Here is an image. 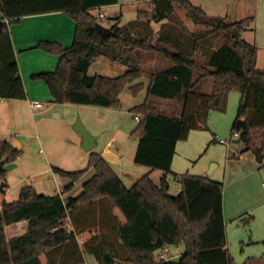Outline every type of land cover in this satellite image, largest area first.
Here are the masks:
<instances>
[{
	"label": "trees",
	"instance_id": "1",
	"mask_svg": "<svg viewBox=\"0 0 264 264\" xmlns=\"http://www.w3.org/2000/svg\"><path fill=\"white\" fill-rule=\"evenodd\" d=\"M137 1L150 3L149 11L138 12L133 25L142 37L115 26L104 38L95 31L98 20L89 10L117 0H0V100L26 99L9 26L24 17L64 13L75 25L71 46L39 42L36 49L56 56L58 62L53 72L32 75L44 82L55 104L120 109V95L130 86L133 97L145 91L147 97L181 105L179 115L171 117L160 115L146 102L130 110L138 118L130 133L137 141L133 162L149 169L130 188L94 151L89 152L84 170L51 168L71 182L60 193L42 195L27 186L17 201L7 202V185L0 186V264H87V256L96 264H234L225 243L223 185L186 173L178 179L180 192L171 197L167 178L177 144L192 131L207 130L209 113L224 112L233 90L240 100L231 134L238 135L242 153H250L259 169L264 168V70L257 69V47L243 39L255 18L232 23L220 19L209 29L192 32L186 46L181 39L171 42L164 32L154 39L150 24L171 18L176 4L184 5L197 25L202 22L195 19L203 16L200 9L188 0ZM148 53L171 66L150 74L146 87L131 85L142 77ZM100 57L124 65L126 71L116 78L89 76L91 64ZM203 80L212 82L209 94L194 91ZM20 154L0 141V184L5 182L4 167L13 165ZM154 171L162 173L158 184L150 177ZM86 175L90 177L81 193L66 197ZM21 223L19 235L6 236V227ZM171 247L182 251L171 254ZM164 248L176 257L159 262Z\"/></svg>",
	"mask_w": 264,
	"mask_h": 264
},
{
	"label": "rangeland",
	"instance_id": "2",
	"mask_svg": "<svg viewBox=\"0 0 264 264\" xmlns=\"http://www.w3.org/2000/svg\"><path fill=\"white\" fill-rule=\"evenodd\" d=\"M188 2L192 7L203 12V16H195V19L202 22L196 25L188 9L184 5L175 4L171 18L151 22L150 29L154 39L164 32L171 42L181 39L178 41L188 46L192 32L209 29L212 21H217L219 17H225L226 22L231 23L253 16L255 32H249L245 35V39L247 41H252L253 38L258 39L260 50L257 64L259 69L264 67V0H188ZM105 7L102 10H89V14L98 20L99 25L109 29L115 26L127 29L132 36L142 37L133 25L138 12L149 11L148 1L117 0L116 4ZM100 14L103 17H100ZM172 27L176 28L177 32L172 33ZM62 30L65 29L62 28ZM73 38L74 35L71 44ZM166 46L169 50L177 52L169 44L164 45ZM29 56L21 61V66L25 84L27 87L30 85L27 88V94H30L34 100L28 103L26 100H12L16 101L14 111H10L6 105L7 101L0 103V141L10 145L16 142L23 146L20 156L13 163L14 167L9 170H5L6 166L4 167L5 182L3 184L7 185L4 198L7 202L17 201L20 190L27 186L33 187L38 194L42 195L50 196L59 193L54 186V181L45 172L48 170L50 172L52 167L67 172L80 171L86 169L88 163L89 153H85L73 139L81 136L74 129H67L61 122L62 112H65V108H72L68 107L71 104L48 103L50 93L46 85L43 81L32 78L34 75L32 72L43 67H48L49 70H40V72H53L58 58L53 56L57 61L51 65L49 58H52V55L38 53V55ZM170 66L171 64L161 56L148 53L143 57L142 77L131 85L142 83L146 86L150 74L166 70ZM125 71L124 65L114 64L100 57L91 64L88 75L116 78ZM129 87L120 95L121 108L108 109L106 117L102 113H97L94 107L82 109L81 115L75 112L71 117L73 126L79 120L88 132L98 137L99 146L94 152H100L111 135H114L119 143L126 140L127 144L137 145L136 139L130 137L131 131L137 125L134 114L130 110L136 105L146 102L155 107L160 115L168 117L179 115L181 105L176 100L147 97L145 91L133 97ZM211 88L212 82L203 80L194 91L209 94ZM239 100L240 94L234 90L230 91L226 110L222 113L216 111L209 113L208 129L192 131L186 141L177 144L171 166L172 174L167 178L168 195L174 197L180 192L178 179L186 173L193 176H207L212 181L221 183L225 243L233 263L264 264V168L258 170L251 168L254 157L250 153H236L239 147H243L238 141V135L231 134ZM32 102L44 104V111L32 110L29 106ZM50 106H55L57 109H49ZM100 109L102 111V108ZM217 139L229 142V146L219 144ZM123 152L122 161L112 165V168L124 186L130 188L136 181L131 180V173L140 179L149 172V169L136 165L133 162L134 156L128 149L124 148ZM232 153H235L236 157ZM257 167L259 168L258 165ZM89 175L74 183L72 189L66 193V197H77L82 191L83 182L90 177ZM160 176L159 171L150 175L155 184L159 183ZM58 177L64 180L67 186L71 184L68 179ZM19 225L8 226L6 236L19 235L23 229ZM169 250L171 254H178L182 251V247H171Z\"/></svg>",
	"mask_w": 264,
	"mask_h": 264
},
{
	"label": "crops",
	"instance_id": "3",
	"mask_svg": "<svg viewBox=\"0 0 264 264\" xmlns=\"http://www.w3.org/2000/svg\"><path fill=\"white\" fill-rule=\"evenodd\" d=\"M105 8L106 7H100V8H94V9L102 10ZM220 19L225 20V17H219L217 19V21ZM236 21H232V22H236ZM62 28H64L65 30H62ZM74 32H75L74 23L64 13H52V14L39 15V16L24 17V18L20 19V21L18 23L12 24L9 26L10 40H11V44L13 47V51L15 53L16 61L18 63L20 76H21V79L23 81V85L25 88V92H26V99L25 100L27 101V103H28V101L32 100L33 98L31 97L30 94H27V92H28L27 88H29L30 85H28V87H27V85L25 84L24 76H23V69L21 66V61H23L24 58L27 59L28 57H30L29 55H38V53H42L45 55V53L43 51L36 49L37 44L39 42H42V41L58 43L63 48H68L69 45L71 44V40H72V36L74 35ZM249 32H251V33L255 32V22H254V25L252 26V28L243 35V39L248 43L254 44L257 47L258 53H259L260 49L258 46V42H259L258 39L253 38L252 41H247L245 39V35H247ZM51 57L52 58H49V59H51L50 63H51V65H53L56 63L57 60L54 59L55 56L53 57V55H52ZM45 59H48V58H45ZM257 59H258V55H257ZM257 69H259L258 64H257ZM40 70H49V68L43 67L42 69H39L38 71H33V72L31 71V72L33 74L43 73V72H40ZM259 70H264V67H260ZM41 88H42V86H41ZM15 102L16 101H7L6 105L10 108V111L15 110V107H16ZM0 103H4L3 100H0ZM48 103L55 104L52 101L51 97H50V100L48 101ZM136 106H139V105H136ZM136 106H134V107H136ZM68 107H72V108H65V112H62L63 115L60 118H61V122L63 123V125L67 129H69V128L73 129V125H72L73 120H71V117L73 116V114H75V112H78L81 115V111H83L82 109H88V107L85 108L86 106H77V105H71ZM73 107H76V108H73ZM134 107H132V108H134ZM90 108L93 109V107H90ZM94 108L96 109L97 113H102L104 117H106L108 115V112H109L108 109L102 108V111H101L100 108H96V107H94ZM43 109H44V104H43V108L41 109V112L44 111ZM49 109H57V108L55 106L54 107L50 106ZM194 132H197V131H194ZM90 134H91V136H93L95 138V142H94L95 148L92 150V151H94L97 148V146H99V144H97V138L98 137H95V135H93L92 133H90ZM189 137H190V134H189ZM73 139H74L75 144H77L83 150L82 138L81 137L80 138L74 137ZM125 141L126 140H124V142L119 143L116 140V137L114 135H111L108 138V140L106 141V144L104 145V147L98 153L101 155V157H103L111 165L119 164L122 161L123 156H124V152H123L124 148L128 149L129 153H131L132 156H134V153H135L136 145L134 143L127 144V142H125ZM14 143L17 145L16 149L21 150V148L23 146L16 143V142H14ZM79 143H80V145H79ZM77 145H75V146L77 147ZM242 151H243V147H239V149H237L236 153L242 152ZM84 152L89 153L86 151H84ZM243 154H245V153H243ZM232 155H235V153H232ZM235 157H236V155H235ZM237 159H239V158L237 157ZM254 163H255V161L251 165V168L254 170H258L259 168L257 167V165L255 166ZM216 166H218V164ZM155 172L156 171L150 172V175L154 174ZM45 174L50 175V177L54 181V186L59 191V193L62 192L64 190V188L67 186L66 182H64V180H60V178L57 175L53 174L51 170H50V172H49V170L46 171ZM161 175H162V173H161ZM130 178L132 181L137 180L136 175H133V173H131ZM19 226L23 227L24 224L21 223ZM6 228H5V231H6ZM9 238H11V237H9ZM86 262H87V264H96L94 259L89 258L88 256L86 257Z\"/></svg>",
	"mask_w": 264,
	"mask_h": 264
},
{
	"label": "water",
	"instance_id": "4",
	"mask_svg": "<svg viewBox=\"0 0 264 264\" xmlns=\"http://www.w3.org/2000/svg\"><path fill=\"white\" fill-rule=\"evenodd\" d=\"M218 21H212L213 24H217ZM95 31L101 34L104 38H107L111 34V30L109 28L102 27L99 24H96L94 27ZM73 129L79 133V135L82 138V148L86 152H91L95 148V138L91 136V134L87 131V129L84 127V125L81 123V121H76V123L73 126ZM12 147L17 148V145L15 143L11 144ZM14 165H7L5 167V170H9L10 168H13ZM1 187H4L5 184L1 183ZM122 264V263H118Z\"/></svg>",
	"mask_w": 264,
	"mask_h": 264
},
{
	"label": "built area",
	"instance_id": "5",
	"mask_svg": "<svg viewBox=\"0 0 264 264\" xmlns=\"http://www.w3.org/2000/svg\"><path fill=\"white\" fill-rule=\"evenodd\" d=\"M100 17H103L101 14H100ZM30 108L34 111H37V110H41L43 108V104L41 103H38V102H32L29 104ZM134 120L137 121L138 118L137 117H134ZM217 142L219 144H223V145H226V146H229V142H226V141H223V140H217ZM176 257L173 256V255H170L169 253V250L168 248H164L160 253H159V262H165L167 260H170L172 258Z\"/></svg>",
	"mask_w": 264,
	"mask_h": 264
}]
</instances>
